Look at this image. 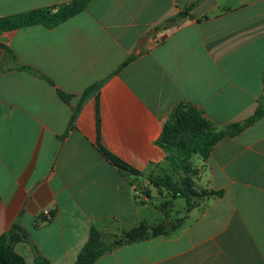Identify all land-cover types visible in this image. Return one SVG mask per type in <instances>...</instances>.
Masks as SVG:
<instances>
[{"label": "crops", "instance_id": "1", "mask_svg": "<svg viewBox=\"0 0 264 264\" xmlns=\"http://www.w3.org/2000/svg\"><path fill=\"white\" fill-rule=\"evenodd\" d=\"M72 1L0 0V17ZM178 104L227 132L264 109V0H88L53 28L0 33V235L16 222L26 264H72L91 228L109 244L155 220L149 176L169 171L158 141ZM194 159L221 194L92 264H264V112Z\"/></svg>", "mask_w": 264, "mask_h": 264}, {"label": "trees", "instance_id": "2", "mask_svg": "<svg viewBox=\"0 0 264 264\" xmlns=\"http://www.w3.org/2000/svg\"><path fill=\"white\" fill-rule=\"evenodd\" d=\"M88 0H73L69 4L60 6H51L46 8H36L12 15L0 17V33L24 28L31 25L40 24L47 28H53L67 20L69 17L82 11ZM194 2L187 5L184 11L177 14V18L188 15V11L194 6ZM130 59V58H128ZM124 61L121 66L125 65ZM120 66V67H121ZM21 68H29L20 66ZM46 78V77H45ZM47 79V78H46ZM49 80V79H47ZM51 83V81H49ZM95 86H91L85 90L84 94ZM62 99L68 100V95L58 90ZM264 112L263 107L257 108L255 114L244 124L232 126V130H217L212 122L207 120L201 110L192 105L178 104L170 112L168 119L163 124L162 132L158 143L165 150L166 161L169 166L168 173L163 175L149 176V184L153 187H164L176 197H183L187 205H189L191 192L189 190L188 178L190 168L189 163L198 157L206 159L213 145L223 138L227 133L234 134L245 126L251 124L258 119ZM74 112L71 115L70 124L72 123ZM97 148L105 158L113 165L123 168L132 173L139 171L130 167L118 157L105 150L100 145ZM183 172L186 178H181L180 183L172 182L170 176L172 172ZM149 195V191H146ZM220 190L204 189V197L218 196ZM162 224L156 225L148 235L149 226L146 222H140L137 225L124 230V239L116 240L111 244L103 241L101 234L94 228H91L89 237L85 245L79 251L76 260L72 264H92L103 252L112 247L138 241L144 238L162 235ZM26 236L24 230L18 223L14 222L5 232L0 235V264H26L23 257L14 250V243L24 239ZM37 264H46L45 261H38Z\"/></svg>", "mask_w": 264, "mask_h": 264}, {"label": "rangeland", "instance_id": "3", "mask_svg": "<svg viewBox=\"0 0 264 264\" xmlns=\"http://www.w3.org/2000/svg\"><path fill=\"white\" fill-rule=\"evenodd\" d=\"M190 172L188 178L189 190L191 192L189 205L186 204L183 197L174 196L169 190H166L164 187H153L154 191V205L156 209L150 207L149 215L156 217L155 220L147 223L149 226L148 235H151V230L156 225L162 224V235H169L173 229L179 226L183 221L186 220L188 212L195 206L201 203V200L204 198V189L199 186V170L200 165L197 164L196 159H192L189 163ZM186 178L183 172L177 170V172H172L170 179L172 182L180 183L181 178ZM151 190V189H150ZM190 222V221H189ZM124 239V234H118L116 238L111 239L108 243L111 244L116 240Z\"/></svg>", "mask_w": 264, "mask_h": 264}, {"label": "built area", "instance_id": "4", "mask_svg": "<svg viewBox=\"0 0 264 264\" xmlns=\"http://www.w3.org/2000/svg\"><path fill=\"white\" fill-rule=\"evenodd\" d=\"M43 214H44L45 216L49 217V210H44V211H43Z\"/></svg>", "mask_w": 264, "mask_h": 264}]
</instances>
